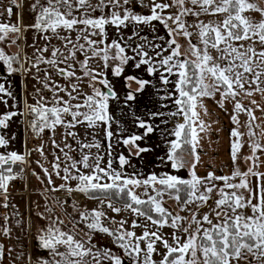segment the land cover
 <instances>
[{
  "label": "snow or ice",
  "instance_id": "6c2138e0",
  "mask_svg": "<svg viewBox=\"0 0 264 264\" xmlns=\"http://www.w3.org/2000/svg\"><path fill=\"white\" fill-rule=\"evenodd\" d=\"M135 2L149 8V14L133 11L134 0H34L29 6L35 13L33 24L23 25L19 17L16 23L0 21V73L7 74L0 82V103L7 104L4 97L15 99L6 86L9 76H21L22 90L27 87L25 78L30 76L35 81L34 93L30 94L35 103L24 98L20 111L0 113V148L5 149L0 152V206L9 207V185L19 177L13 165L27 163L26 157L31 155L27 150L7 151L15 136L9 138L3 130L16 116H31L27 124L36 136L45 130L52 133L53 148L59 153L54 154L52 171L36 161L44 178L33 174L41 184L47 180L45 191L68 194L64 199L50 197L51 204L37 213L39 219L47 222L37 229L36 236L37 247L45 254L35 261L29 256L28 264H126L121 255L110 249L100 250L92 243L96 233L112 237L123 256L129 258V264H264V172L259 170L262 161L257 155L264 154V0ZM14 7L19 11L22 5L10 0V6L3 7L0 16L6 13L11 17ZM250 13H259V18ZM188 17L193 18L191 23ZM154 22L166 29L168 39L155 37L161 43L141 37L136 27L148 25L155 30ZM129 25L143 43L132 47L128 43L131 36L127 40L122 35L109 39V26L119 32ZM30 29L35 33L27 45L32 49L31 55L24 51V33ZM181 37L188 44L184 51ZM41 40L43 44L37 46ZM13 46L17 51L9 52ZM129 49L133 55L128 54ZM130 61L137 69L144 66L150 76L159 75L164 86L174 89L160 99L174 96L177 110H158L149 115L183 116L184 122L171 133L175 139L167 141L165 156L159 160L170 163L177 172L186 169L187 178L169 172L126 174L124 166L130 161L123 154L118 156V167H113V159L105 161L100 154L102 144L97 136L102 129L111 155L112 125L116 121L110 105L119 101L109 72L113 77L123 76ZM172 76L177 79L171 80ZM125 80L136 83L137 92L151 83L132 75ZM126 87L130 89L131 83H126ZM45 91L49 96L43 95ZM217 95L220 99L216 103L221 109L227 111V101L233 104L232 173L217 175L213 170L200 176L197 166L202 163L198 152L201 133H207L212 123L203 118L211 115L205 100H215ZM135 99L132 91L124 96L125 103ZM257 112L261 115L257 116ZM241 113L248 117L246 133L240 131ZM137 119L143 134H132L117 142L135 149L134 153L130 149V155L140 156L152 149L140 147L137 142L158 126ZM78 126L84 129L83 133L76 131ZM57 127L64 129V147L55 140ZM245 135L251 141L252 154L244 160L251 161V167L241 171L237 159ZM69 138L76 148L68 143ZM92 149L97 151L93 153ZM77 150L79 158L74 155ZM33 151L44 156L43 145ZM53 175L62 182L56 184ZM250 177L256 180L253 182ZM73 194L99 203L92 209L81 207L71 199ZM169 200L175 202V208L165 206ZM118 202L121 206H117ZM57 205L60 215L56 214ZM105 209L117 215L127 212L133 219L131 223L128 219L116 220ZM62 216L68 218L67 224ZM105 221L118 226L109 227ZM138 228L142 229L139 235ZM165 228L171 231L166 233ZM3 232L10 235L11 229L5 224ZM81 234L83 238L78 239ZM4 258L5 246L0 243V261Z\"/></svg>",
  "mask_w": 264,
  "mask_h": 264
},
{
  "label": "crops",
  "instance_id": "0c3cea01",
  "mask_svg": "<svg viewBox=\"0 0 264 264\" xmlns=\"http://www.w3.org/2000/svg\"><path fill=\"white\" fill-rule=\"evenodd\" d=\"M18 3L21 4V1L18 0ZM10 6V0H3V5H0V10L3 9V7ZM262 6H264V2H262ZM145 11H147L146 14H149V8L147 7H141ZM22 11H24V6L22 5L21 9L18 11L15 7L13 8V15L11 17H8L7 14L0 16V21L5 23H16L18 20V17L21 19L22 24ZM27 12H30V7L27 9ZM33 15L34 13L31 12ZM143 14L142 12H140ZM30 14V13H29ZM256 18H259V13H250ZM203 19V17H201ZM188 21L191 23L193 18L188 17ZM155 23V30L148 25H140L136 26L139 28L140 36H146L149 40H152L155 43H161V41L156 40L155 37L157 36H164L165 39H168L166 34V29L159 24L158 22ZM109 33V39H116L119 36H123L125 40H127L128 37H133L132 40H129L128 43L132 47H136L137 45L143 43V41L140 39V37L134 36V27L132 25H129V27L121 29L119 32L112 27L109 26L108 28ZM73 38L75 37V33L72 34ZM179 41L182 45L181 51L185 50V45L188 46L187 41L184 38H179ZM195 42V41H194ZM11 52H16L17 49L15 46L8 49ZM129 55H133L134 53L131 52V50H128ZM151 54V53H150ZM95 63V62H93ZM6 73H0V82L3 81L4 76H6ZM137 76L140 79L150 80L151 83L146 85L144 90L142 92H137L136 89L138 88V85L134 82H126L125 77L126 76ZM113 85L115 86V90L117 91L119 95V101H112L110 105V111L111 114L115 118V123L112 125V130L114 132V136L112 139L113 148L111 150V155H108L107 150V141L104 139L103 130H98V136L97 139L100 140L102 147L99 150L100 154L104 156V160L107 161L108 159H113V167L119 166L118 156L120 154H123L126 158L129 159L130 163L128 165L124 166V172L126 174H138L141 176H147L151 174L152 172L156 173H163V172H169L171 174H177L179 176L187 178L188 172L186 169H181L179 172L172 169L170 166V163H162L159 160V157L165 156V152L167 151V141L175 139L174 136L171 135L173 129L176 127L177 124L184 122V118L182 115H176V116H170L165 115L164 117H150L151 112L155 111H164L165 113L168 112H174L177 110L176 105L174 104V96L173 99L169 100H161L160 97L163 95H166L167 93L174 92V89L171 85L164 86L162 82L159 80V75L157 76H150L144 71V66H141V68L137 69L133 66V62H129V64L125 67L124 75L121 77H113L111 73L109 72L108 77ZM177 77L172 76L171 80L175 81ZM9 83L6 84L7 87H10L11 91L13 92L15 99H11L8 97H4L5 100H7V104L0 103V113L8 112V111H20L24 107V98L27 99L28 103H35V99L33 95H30L34 93V87L35 84L32 81H29V79H24L23 83L27 86L24 90H22V84H21V76L20 75H12L8 77ZM126 83H131V88L129 89L126 87ZM86 91H90L89 89L85 88ZM132 91L136 94V99L133 101H128L125 103L124 96L129 92ZM46 91L43 93V95H46ZM49 94V93H48ZM256 99H260L258 96L255 97ZM220 97L217 95L215 100L212 99H206L205 103L209 109V112L211 113L210 116L203 117L207 121H212L211 128L207 133H201V136L203 139L200 141L201 148L198 149V152L201 155V161L202 163L197 166V172L198 175L204 176L207 174L208 171H215L217 175L221 174H227L231 175L232 173V160H231V144H232V137H231V130L235 127L234 124L231 121V114L233 109V104L231 101H227L225 103V108L221 109L218 104L216 103L217 100H219ZM247 104V101H245ZM261 103H264V101H261ZM167 104V107H162V105ZM257 116H260L261 113L257 112ZM203 116V113H202ZM27 117V116H26ZM26 117L23 116H16L13 117L11 121H9V127L6 130L7 136L11 138L12 136H15V139L11 141L10 145L7 148V151H17L18 153H24L26 150L31 152L30 156H27V163H17L13 165V169L16 173H19V175L23 174V169L25 166H28L29 170V179L27 181H21L20 176L11 181L9 185V196H8V208H1V215L0 220L2 224H5L11 229L10 235H5V243L3 245L5 246V249L8 251V259L7 264H22L15 258V245L19 240H22L27 243V248H29V245L32 244L36 240L37 236V229L38 226H35L32 224L31 217L28 216V214L23 213V210L20 209L21 206H23L24 202L22 201V195L25 194V200L26 204L28 205V198L27 194H30L32 189L30 188V184L33 185L32 188H34L33 183H37L36 187H42V188H35L39 189L40 193L45 191L44 184H41L40 179H37V176L33 174V170L29 167L32 166L31 159L34 160L33 163L35 165H38L36 161H40V164H43L44 167H49L52 165V162L54 161V157L47 158L45 156H41V154L37 151H33V147H30L29 144V138L27 135V125H26ZM143 119L148 123L153 124L154 126H158L157 130L153 133L149 134L145 139L138 141L137 143L140 145V147H148L151 148L152 151L141 153L140 156L136 155H130V149L131 146L124 145L122 142V138H126L132 134L141 135L144 132V129L140 128L138 126V119ZM248 117L241 113L239 116L240 120V129H243V131L247 132V128L245 127V122L247 121ZM162 120H166L167 123H162ZM218 121V122H216ZM259 123V121H257ZM163 130V134H162ZM76 131L83 133L84 129L79 127L76 129ZM27 135V138H26ZM245 138V139H244ZM91 139V137H89ZM243 141L246 143H250V139L247 135L243 137ZM73 147L76 148V145L73 143ZM134 153L135 149H131ZM5 151V149L0 148V152ZM55 154H59L58 150H55ZM66 151V150H65ZM93 153H95L97 150L92 149ZM242 154V156H240ZM74 155L79 158V150H77ZM244 149H241V152L239 153L237 159V164L239 167L241 166H251V161L245 162L244 158L247 156H250L249 154L245 155ZM257 155H260V160L262 163H260L259 170L261 172H264V154L257 153ZM46 157V158H45ZM61 161L64 160V157L62 154H60ZM190 159V157H189ZM46 164V166H45ZM19 165L20 167H16ZM63 166V165H62ZM40 168V167H39ZM32 176L34 179H32ZM40 177V176H39ZM43 179L44 177H40ZM256 179V178H255ZM40 185V186H39ZM26 190V192H25ZM28 191V192H27ZM43 196V195H42ZM42 196H39L36 198V206L37 204H40V198ZM78 200V199H77ZM87 200V198H86ZM80 205H82L83 201L78 200L76 201ZM88 202L90 204L97 203L98 201L90 200L88 199ZM26 205V206H27ZM30 213L32 216V207L30 206ZM5 217H8L7 221H5ZM30 219H27V218ZM31 225V234L27 233L28 229L30 228L29 225ZM27 233V237L26 234ZM2 239V238H1ZM14 241V242H13ZM12 242L14 244H12ZM10 250V251H9ZM30 250V249H29ZM28 255L25 259V264L28 263ZM27 262V263H26ZM0 264H2V261H0Z\"/></svg>",
  "mask_w": 264,
  "mask_h": 264
},
{
  "label": "rangeland",
  "instance_id": "374dc122",
  "mask_svg": "<svg viewBox=\"0 0 264 264\" xmlns=\"http://www.w3.org/2000/svg\"><path fill=\"white\" fill-rule=\"evenodd\" d=\"M20 1H21V5L24 6V11H22V20H23L24 25L33 24L35 22V13L33 15H31L32 14L31 11L29 12L30 13L29 14L27 12V9L29 8L30 4L34 2V0H20ZM95 2H96V0H93V3H95ZM143 2H144V4H149L150 0H143ZM132 8H133V11H135V12H139V13L142 12L143 14L147 13V11H145L143 8H141L139 6L138 3L135 2V0H134L133 5H132ZM24 35L26 37L24 51L27 54L31 55L32 49L30 47H27V45H30L32 43L35 33H34L33 30L30 29L27 32H25ZM53 43H58V42L54 40ZM42 44H43V41L41 40V41L38 42L37 46H40ZM187 47L188 46L185 45V49H187ZM9 52H11V51H9ZM91 63H93V62H91ZM27 79H29V81H32L34 83V80H32L30 76L27 77L26 80ZM60 82L63 83V81H60ZM61 95H63V93H61ZM45 96H49V94L46 93ZM31 119H32L31 116H27L26 117V125H27L26 132H27V135H28V138H29L28 142L30 144V147L31 148L33 147L34 149H36L40 145H43L44 146L45 156L47 158H49V157L53 158L54 154L56 153V151L54 150L53 145H52V133L50 131H48V130H45V132L43 134H41L40 136H36L28 128L27 121L31 120ZM240 131L242 133H246L245 131H243V129H240ZM63 133H64V129L62 127H57L56 128L55 140H56V142L58 144H60L61 147H64ZM27 135H26V138H27ZM28 138H27V140H28ZM68 143H72L73 144L71 138H69ZM243 144H244L243 149H244L245 155H247V154L251 155L252 154V150L249 147L250 143L249 142L246 143V142L243 141ZM65 150L68 151V149H65ZM240 152H241V150H240ZM70 154H72V153H70ZM240 156H242V154ZM240 156L238 158H240ZM30 161L32 163V166L30 165L29 167L33 170V172L39 174L40 177H42V176L44 177V173H43L42 169L39 168L38 165H35V163H33L34 162L33 159H31ZM45 166H46V164H45ZM249 167H251V166H248V165L241 166L240 170L241 171H247ZM46 168H48L49 171H52V167L51 166L46 167ZM32 179H34L33 176H32ZM53 180L55 181L56 184H60L62 182L55 175H53ZM250 180H252L254 182L256 179H255V177H250ZM33 184L35 185L34 188H32L33 185L30 184V186H31L30 188L32 189V191L30 192V194L26 195L28 200H29L28 201V205L26 204L27 202L25 200V194H23L22 195V199H23L22 201L24 202V204H23V206H21L20 209L23 210V213H25V214L27 213L28 216L31 217L32 224L34 225V227L38 226V228H39V227L45 225L47 222L44 221V220L39 219L38 216H37V213L38 212H43L44 209H45V206L51 204L50 199H49L50 197H56V196H58L57 194H61V193L63 194L65 192L53 193V192L44 191V192L40 193V191H38L39 189L37 190L35 188H42V187H36L37 183H33ZM43 184H44L45 187H47V180L46 179L44 180ZM138 191H142V190H138ZM25 192H26V190H25ZM39 196H42V198H40L41 202H40V204H37V206H36V201H37L36 198H38ZM213 198L214 199L216 198L215 194H213ZM71 199L75 200V201H78L77 199H74V198H71ZM165 199H167V197ZM80 200L83 201L81 207H87L88 209H92V208L97 207V204L99 203V202H97V203L90 204V202H88V199L86 200V198H84V197L83 198L81 197ZM30 206L32 207V216H31V213H30ZM117 206H121L120 203H117ZM165 206L166 207H170V208H175V202L169 200ZM56 207H57L56 214L60 215L61 214V209H60L59 205H57ZM105 210L107 211V214H108L109 217H113L116 220L128 219L129 223H131V220L133 219V217L127 212H122L119 215H117V214L111 212L110 210H107V209H105ZM68 211H71L70 207L68 208ZM0 213H1V211H0ZM29 217L27 219H30ZM62 218L65 220V223L67 224L68 218L66 216H62ZM76 218L77 219L79 218L78 215H76ZM105 223L109 227H117L118 226V225H112L108 221H105ZM29 225H30V220H29ZM3 227H4V224H2V222L0 220V243H2V244L5 243V234L3 232ZM149 227L151 228L150 225H149ZM31 229L32 228H31V225H30V228L27 230L28 231L27 233L29 234V236L31 234ZM65 230H67V229H65ZM136 231H137V234L139 235V234H141L142 229L138 228V229H136ZM163 231L168 233L171 230L168 229V228H165ZM27 233L25 232L26 237H27ZM77 238L78 239L79 238H83L82 234H81L80 237H77ZM13 242H12V244H14ZM22 242H23L22 240H19L16 243V245H15V255H14L16 260L19 261L20 263L25 264V259H26L27 255H28V258H29V256H31L32 260L35 261L37 256L45 254V250L40 249V248L37 247V240H35L32 244H30L29 248H27V243L26 242H24V243H22ZM92 243L94 245H96V247L99 248L100 250L110 249L114 254L121 255L124 258L126 264H129V258L123 256V251L115 243H113V238L112 237H109V236H107L106 234H103V233H96L94 235V237H93ZM61 250H63V249H61ZM21 254H23V255H21ZM8 255H9V253L5 249V258L3 259L2 264H7ZM88 259L91 260V257H89ZM102 264H108V262L107 261H103Z\"/></svg>",
  "mask_w": 264,
  "mask_h": 264
},
{
  "label": "bare ground",
  "instance_id": "6f19581e",
  "mask_svg": "<svg viewBox=\"0 0 264 264\" xmlns=\"http://www.w3.org/2000/svg\"><path fill=\"white\" fill-rule=\"evenodd\" d=\"M57 195H58L61 199L66 198V197L68 196L67 193H63V194L61 193V194H57ZM81 197H82L81 194H73L71 198H74V199H78V200H80Z\"/></svg>",
  "mask_w": 264,
  "mask_h": 264
},
{
  "label": "built area",
  "instance_id": "2783aa9c",
  "mask_svg": "<svg viewBox=\"0 0 264 264\" xmlns=\"http://www.w3.org/2000/svg\"><path fill=\"white\" fill-rule=\"evenodd\" d=\"M28 171H27V167H25V174L23 175H20V180H27L28 179V175H27ZM2 199V198H0ZM0 209H1V206H0Z\"/></svg>",
  "mask_w": 264,
  "mask_h": 264
},
{
  "label": "trees",
  "instance_id": "16d2710c",
  "mask_svg": "<svg viewBox=\"0 0 264 264\" xmlns=\"http://www.w3.org/2000/svg\"><path fill=\"white\" fill-rule=\"evenodd\" d=\"M16 167H18V168H19L20 166H19V165H17ZM84 198H87V197H85V196H84ZM87 199H88V198H87ZM118 203H119V202H118Z\"/></svg>",
  "mask_w": 264,
  "mask_h": 264
}]
</instances>
